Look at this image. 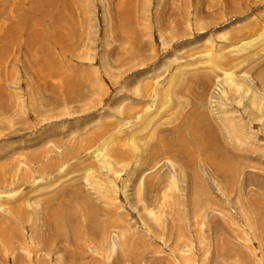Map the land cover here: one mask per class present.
Segmentation results:
<instances>
[{
    "label": "rangeland",
    "instance_id": "obj_1",
    "mask_svg": "<svg viewBox=\"0 0 264 264\" xmlns=\"http://www.w3.org/2000/svg\"><path fill=\"white\" fill-rule=\"evenodd\" d=\"M45 1L35 17L49 26L42 14L59 1ZM68 1L80 7L71 11L75 36L68 30L75 46L61 56L47 43L53 67L66 77L53 99L26 82L28 28L19 32L23 13L12 3L31 17L33 0H0L8 15L4 28L0 21L1 97L8 104L0 108V218L40 213L56 195L81 211L83 194L99 217L110 218L111 236L141 234L130 243L134 259L118 261V243L107 253L79 229L88 257L75 262L264 264V0H128L131 22L123 26L116 0ZM178 27L184 35L173 36ZM194 123L215 136L235 173L216 174L202 161L203 146L193 148L189 169L201 187H192L169 137L170 151H161L160 135L181 127L187 136ZM29 223L22 231L17 223L14 252L1 235L0 264H30L32 256L55 264L63 243L46 229L43 248Z\"/></svg>",
    "mask_w": 264,
    "mask_h": 264
},
{
    "label": "bare ground",
    "instance_id": "obj_2",
    "mask_svg": "<svg viewBox=\"0 0 264 264\" xmlns=\"http://www.w3.org/2000/svg\"><path fill=\"white\" fill-rule=\"evenodd\" d=\"M58 1L59 2L56 1V3L52 4L51 6H47V13L43 12L42 14V18L49 21V26L41 25L40 23H38V19L35 17L37 14V11L40 9L39 7L42 4L46 5L45 0H33V2L30 4V7L32 6L34 8L33 10H29L31 13V17L27 14V12L17 7L16 5L17 2L12 3V7L14 9L17 8L18 11L23 13L22 15H20L21 23L19 26V32L23 31L26 27L28 28V31L26 32V38L29 39L30 46L27 45L26 49L28 51L27 54H29V58L25 56L26 54L24 55L25 73L28 76V79L26 80V82L27 83H39L38 86H36V89L38 90V92L46 91L53 99L55 98L57 91L60 90L59 89L60 87H58L56 83H58L59 81H62L61 83H64L66 77L64 74H62L58 70L57 67H53L54 56L51 52L53 51V49L50 47L52 45L48 46L47 43L48 41H50L54 45L55 48H60L59 50L63 51L62 53H60L62 54L61 56L65 55L64 52L65 53L70 52L72 49V46H75V45H74V41L71 42L73 44L71 45L70 39H68L69 38L68 30H70L73 37L75 36L77 32L74 28L75 27L74 17H72L73 13L71 11H73L74 13H80L79 11L80 7L79 9L77 8L73 9L72 7H70L71 3L68 0H58ZM67 3H69V7L65 5ZM115 3H116L115 7L119 10L117 15L120 21V26H123L121 21L129 22L130 24L131 17L127 16L125 14L126 12H124L125 10H127L128 0H116ZM228 3L229 5L233 4L234 6L235 2H233V0L232 1L228 0ZM0 5H1L0 6V21L2 22L1 27L3 26L4 28L8 15L7 14L4 15V12H5L4 4L1 3ZM82 16H84V14ZM166 26L167 25L164 26V29L166 28ZM128 27L131 28L130 25ZM118 31H120L118 32L120 34L125 32V31H122L121 29H119ZM5 32H7V35L11 34V31L9 29L6 30ZM179 35H184V29L182 27H178L177 32L173 36H179ZM40 39L44 41V44H46V46L43 45V42ZM40 52L44 53L43 57H40V56L38 57V54ZM30 61H33L34 65H31L29 63ZM33 66H37V67L33 68ZM36 69L38 70L35 71ZM33 73L39 76L38 78H36L35 80L36 82L31 80L30 79L31 77L29 78V75ZM46 80H48L49 83H46ZM0 83H2L1 78H0ZM1 90L2 89H1V84H0V108L7 109L8 104H6L2 99ZM183 127L185 129L184 125ZM180 129L181 127H177L176 129H174L175 133L173 134L171 132L170 133L168 132L163 135H160L162 139L159 142V146H160L161 151H164L165 150L164 149V139L166 137H169L168 143L172 146V148L178 150L180 153L184 155V158H183L184 160H182V162H185L186 164L187 169H185V171L190 176V182H191L192 187L193 186L195 187V183L197 186L200 185V180L198 179V177H196V175L198 176V174H196L195 168L189 169L190 165H193L194 163H196V161H194V158L191 157L193 148H195L198 151L200 147L203 146V150L204 149L206 150V154H205L206 157L204 156L202 158V161L203 162L208 161L207 163H209V165H212V167H214V172H216V174H218L217 172H221L220 173L221 175H224L226 173H232L233 171L234 173L236 172V169L232 167V163L230 161L231 156L226 153V150L222 147L221 144L218 143V140H216L215 136L213 135L209 136V134L205 136V134L207 133V130H209L208 128L203 130L201 126L194 123L191 126L189 135L187 134V136L184 134H181ZM160 149L158 148V151L156 152H159ZM220 149L223 154L220 158H218L215 156L214 151L219 152ZM169 151L170 149H166L164 153H167ZM119 152L120 151L118 150H115V152L113 151V153H119ZM32 156L34 157V155ZM37 156L38 155H36V157ZM1 167H4V166L2 165L0 166V171H1ZM196 178L198 179L199 182L197 181ZM59 196L60 195L50 197L48 201H46V207L42 209L40 213L31 212L30 214H26V213L19 212L16 214L15 213L11 214V212L9 211L8 213L9 215L6 214L7 215L6 218H3V219L0 218V237L1 235L3 237V240L1 241L2 244L7 246L9 249H13V252L16 251L18 247H17V243L15 239L17 235L16 233L17 227H19V224L17 223L19 222L22 224L21 226V231H22V228L26 229V226H24L23 224L29 223L28 219L31 216H33V221L29 224L31 226V229L36 230L35 232H37L36 233L37 241L39 244L42 245L43 248H45L46 243L50 242V240L48 241V239H46L48 235L43 233V230H46V229L51 230L52 232L51 237H53L52 239L53 242L63 243L61 254H57V253L55 254L56 256L55 264H61L64 258L66 259L65 264H74L75 261L73 260H76L78 256L81 258L82 256L87 255L85 254V251L83 250V248L84 249L86 248L82 245L80 241V239H82V236L85 234H80L79 229L86 231V234L88 235V239L93 242H96L106 252L107 250L110 252L109 248L112 246L117 247V243H118V247L121 248V251H120L121 253L119 254V256H117L118 261H120L123 257L125 259L130 258V260L134 259V255L130 252V250H132V247H130V243L132 241L134 242L138 241L139 235L141 233L138 236L137 234L134 233L135 236H133L134 238L132 240H128L129 239L128 237H127L128 239L127 238L124 239V237H121L120 240H117L118 237L116 235H112V236L110 235L112 231L111 230L112 225L110 223L105 222L107 219H110V218L109 217L108 218L99 217L98 216L99 211L96 209V207L90 204L89 199L85 198L83 194L80 200L82 202L81 204L84 203L85 208L84 210H81V211H80L81 208H78V206L76 205L78 204L76 201H75L76 204L74 205L73 204L74 202L69 203L70 199L69 200L67 198H65L67 200L60 199ZM68 196L71 197V195H68ZM194 196L195 195H191L189 198V200L192 203H193L192 198ZM84 214H85V218H86L85 220H87L86 221L87 223L83 224V221H85ZM80 218L82 219V221ZM76 219H80V222L76 221ZM115 221H117V219H115ZM74 234L76 236L77 242L75 238H73ZM68 243H71L72 247L67 245ZM111 243H112V246H111ZM74 244L76 245V248H74ZM138 255H141V254H138ZM32 258L33 260H31L30 264H36V263L40 264V262L42 261V258H39V256H36V257L32 256ZM16 262L20 263V261H16ZM83 262L84 261H82V259H79L78 262H75V263L76 264H86Z\"/></svg>",
    "mask_w": 264,
    "mask_h": 264
}]
</instances>
